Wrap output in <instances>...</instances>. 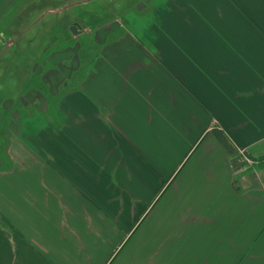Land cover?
Returning a JSON list of instances; mask_svg holds the SVG:
<instances>
[{"label": "crops", "instance_id": "obj_1", "mask_svg": "<svg viewBox=\"0 0 264 264\" xmlns=\"http://www.w3.org/2000/svg\"><path fill=\"white\" fill-rule=\"evenodd\" d=\"M92 1L0 0V34L59 32L0 100V264H264V0H107L76 79Z\"/></svg>", "mask_w": 264, "mask_h": 264}, {"label": "rangeland", "instance_id": "obj_2", "mask_svg": "<svg viewBox=\"0 0 264 264\" xmlns=\"http://www.w3.org/2000/svg\"><path fill=\"white\" fill-rule=\"evenodd\" d=\"M52 4H54V0H51ZM120 2V1H118ZM91 3V4H90ZM90 7H87V10H91L90 17L88 18L86 14L83 12L86 10L85 8H77L75 10V13H78L80 9L83 21H79L77 29L81 33L74 37L70 30L66 31L65 33H62L64 37L62 39H65L64 45L65 48L68 50L69 58L67 61V68L71 71L69 74L70 76L79 78L80 75L90 68L91 65H93L95 58V54L98 51H103L106 42L101 41L96 42V34L98 30L104 31L107 28L116 29L113 26V19L110 18V15L114 11H118L122 4H117V1H115L116 8L111 10L110 6H115L114 2L110 3L107 0H98L97 2H90ZM73 4V3H71ZM69 4V5H71ZM58 5V3H57ZM108 7L106 8L102 7ZM43 10L40 11V13ZM51 13H55L58 11L56 10H50ZM53 15V14H51ZM40 15H37L38 17ZM56 16H50L45 22L40 25V27L34 28L30 34H27V36H24L22 40H18L17 38L21 35V32L25 30V28H12V26L4 28L1 32V44H0V100L1 102L6 103L7 101H15V99H19L21 95L26 94L28 91H31L32 89H29L26 91L24 88H22L25 83L27 82L28 77L34 78V83H37L40 81L41 73L38 72H32L29 74H26L25 72H21L20 68L25 63V61L28 60V62H31L30 64H38L41 63V58H39V53L44 48V45L47 43L49 44L54 36H56L59 32L57 29L54 28L53 19ZM85 23V25H83ZM102 23H105L104 25ZM75 25H69L67 26L69 29L71 27H74ZM55 29V30H54ZM67 30V28H66ZM26 35V34H25ZM30 52V56H28V59H26V56H18V55H24L27 52ZM6 52H9L5 57H2L1 54H6ZM24 52V53H21ZM31 67H29L30 69ZM39 68L36 67V70ZM76 70V71H75ZM74 71V72H72ZM42 77V76H41ZM32 78V79H33ZM31 79V80H32ZM17 82L20 83V86L17 87ZM17 87V88H16ZM37 90V89H36ZM38 92H42L41 90H37ZM23 93V94H22ZM47 95H50L48 93V90H46ZM44 94V93H43Z\"/></svg>", "mask_w": 264, "mask_h": 264}, {"label": "trees", "instance_id": "obj_3", "mask_svg": "<svg viewBox=\"0 0 264 264\" xmlns=\"http://www.w3.org/2000/svg\"><path fill=\"white\" fill-rule=\"evenodd\" d=\"M218 138L220 139L221 143L228 149L230 153H234V148L233 146L228 142L227 138L222 135L221 133L217 132ZM254 161V160H253ZM260 166L264 165V158L256 161Z\"/></svg>", "mask_w": 264, "mask_h": 264}, {"label": "water", "instance_id": "obj_4", "mask_svg": "<svg viewBox=\"0 0 264 264\" xmlns=\"http://www.w3.org/2000/svg\"><path fill=\"white\" fill-rule=\"evenodd\" d=\"M70 32H71L73 35H75V36H77V35L79 34L78 29H77L76 26L71 27V28H70Z\"/></svg>", "mask_w": 264, "mask_h": 264}, {"label": "built area", "instance_id": "obj_5", "mask_svg": "<svg viewBox=\"0 0 264 264\" xmlns=\"http://www.w3.org/2000/svg\"><path fill=\"white\" fill-rule=\"evenodd\" d=\"M241 154H242V153H241ZM242 155H243V154H242ZM246 161H247L248 163L252 164L251 160L246 159Z\"/></svg>", "mask_w": 264, "mask_h": 264}]
</instances>
